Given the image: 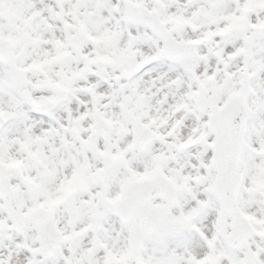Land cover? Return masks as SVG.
I'll return each mask as SVG.
<instances>
[{"label": "snow or ice", "instance_id": "obj_1", "mask_svg": "<svg viewBox=\"0 0 264 264\" xmlns=\"http://www.w3.org/2000/svg\"><path fill=\"white\" fill-rule=\"evenodd\" d=\"M0 264H264V0H0Z\"/></svg>", "mask_w": 264, "mask_h": 264}]
</instances>
